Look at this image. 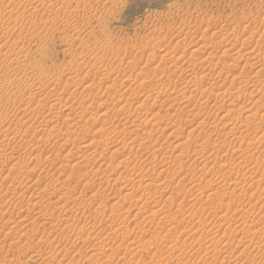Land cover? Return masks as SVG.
I'll list each match as a JSON object with an SVG mask.
<instances>
[{
	"label": "rangeland",
	"instance_id": "1",
	"mask_svg": "<svg viewBox=\"0 0 264 264\" xmlns=\"http://www.w3.org/2000/svg\"><path fill=\"white\" fill-rule=\"evenodd\" d=\"M263 242L264 0H0V264Z\"/></svg>",
	"mask_w": 264,
	"mask_h": 264
},
{
	"label": "bare ground",
	"instance_id": "2",
	"mask_svg": "<svg viewBox=\"0 0 264 264\" xmlns=\"http://www.w3.org/2000/svg\"><path fill=\"white\" fill-rule=\"evenodd\" d=\"M250 38V37H249ZM246 39V38H245ZM236 40V39H235ZM243 42V41H242ZM261 43H262V40H261ZM243 44V43H242ZM246 45V44H245ZM230 46V45H229ZM234 47H235V45H234ZM246 47V46H245ZM255 47V46H254ZM257 48V47H256ZM259 49V48H258ZM204 50V49H203ZM256 50V49H255ZM202 51V50H201ZM258 51V50H257ZM260 51V50H259ZM204 52V51H203ZM250 52V51H249ZM199 53H201L200 52V50L199 51H196L195 52V54H196V56L199 54ZM261 53V52H260ZM193 55H194V52L192 53ZM246 54H247V52H246ZM250 54V53H249ZM243 55V54H242ZM254 55V54H253ZM255 55H257L256 53H255ZM259 56V55H258ZM238 58V57H237ZM252 58H253V56H252ZM260 58V57H259ZM240 59V58H239ZM242 59V58H241ZM245 59V58H244ZM253 61V60H252ZM256 61V60H255ZM254 61V62H255ZM236 63V62H235ZM245 64V63H244ZM251 64V63H250ZM249 67V66H248ZM245 73V72H244ZM242 75V74H241ZM245 78V77H244ZM169 83V82H168ZM165 84H167V83H165ZM177 86V85H176ZM198 86V85H197ZM144 87V86H143ZM151 87V86H150ZM173 88V87H172ZM187 88V87H186ZM185 88V89H186ZM159 90V89H158ZM157 90V91H158ZM164 90V89H163ZM172 90V89H171ZM178 90V89H177ZM176 90V91H177ZM168 91V90H167ZM187 91V90H186ZM151 92V91H150ZM166 92V91H165ZM172 92V91H171ZM223 93V92H222ZM149 96H150V94H148ZM168 95V94H167ZM220 95V94H219ZM223 95V94H222ZM182 96V95H181ZM215 96H216V94H215ZM218 96V95H217ZM173 97V96H172ZM222 97V96H221ZM220 97V98H221ZM231 97V96H230ZM251 97V96H250ZM179 98V97H178ZM225 98V97H224ZM227 98V97H226ZM157 99V98H156ZM155 99V100H156ZM216 99V98H215ZM251 99V98H250ZM179 100V99H178ZM177 100V101H178ZM186 100V99H185ZM185 100H183V101H185ZM191 100V99H190ZM147 101V100H146ZM174 101V100H173ZM186 101H189V100H186ZM235 102H237V101H235ZM185 103H187V102H185ZM232 103H234V102H232ZM143 104V103H142ZM230 105V104H229ZM182 111V110H181ZM197 113V112H196ZM227 113V112H226ZM206 116V115H205ZM250 116V115H249ZM196 117V116H195ZM230 117V116H229ZM248 117V116H247ZM193 119V118H192ZM151 120V119H150ZM232 120V119H231ZM254 120V119H253ZM141 121H143V120H141ZM192 121V120H191ZM245 121H247V119L245 120ZM250 121V120H249ZM133 122V121H132ZM202 124H204V123H202ZM250 124V123H249ZM144 125V124H143ZM148 125V124H147ZM201 125V124H200ZM134 127V126H133ZM136 130V129H135ZM231 130V129H230ZM233 132V131H232ZM232 132H230V133H232ZM140 135V134H139ZM174 136V135H173ZM152 137V136H151ZM139 139V138H138ZM155 140V139H154ZM145 142V141H144ZM143 142V143H144ZM133 144V143H132ZM151 146V145H150ZM163 146V145H162ZM139 147V146H138ZM149 147V146H148ZM146 148V147H145ZM200 148V147H199ZM202 149V148H201ZM200 152V151H199ZM157 155V154H156ZM191 156V155H190ZM164 158V157H163ZM176 158V157H175ZM179 159H180V157H178ZM196 158V157H195ZM202 160H204V159H202ZM178 161V160H177ZM262 161V160H261ZM164 162V161H163ZM166 162V161H165ZM181 165H182V163H181ZM220 166V165H219ZM153 169V168H152ZM180 169H181V167H180ZM164 170V169H163ZM176 170H178V169H176ZM173 171V170H172ZM140 172V171H139ZM142 172V171H141ZM159 172V171H158ZM138 173V172H137ZM172 173V172H171ZM167 175V174H166ZM141 177V176H140ZM174 177V176H173ZM144 180V179H143ZM150 180V179H149ZM180 180V179H179ZM173 183V182H172ZM181 186V185H180ZM145 187V186H144ZM173 188V187H172ZM174 189V188H173ZM178 189V188H177ZM148 190V189H147ZM146 191V190H145ZM176 193V192H175ZM163 194V193H162ZM220 198H222V197H220ZM224 198V197H223ZM222 198V199H223ZM221 201V200H220ZM201 209V208H200ZM226 210V209H225ZM141 213H142V211H140ZM144 212V211H143ZM153 212V211H152ZM162 212V211H161ZM144 214V213H143ZM154 215V214H153ZM156 215V214H155ZM196 217V216H195ZM253 220V219H252ZM258 222V221H257ZM230 223V222H229ZM254 223H256V222H254ZM228 225V224H227ZM230 225H231V223H230ZM254 226V225H253ZM248 227V226H247ZM168 230V229H167ZM226 230V229H225ZM228 230V229H227ZM226 230V231H227ZM207 231H208V229H207ZM223 231H224V229H223ZM226 231H224V232H226ZM169 232V231H168ZM213 232H215V231H213ZM206 233V232H205ZM211 233V232H210ZM229 233V232H228ZM241 233V232H240ZM247 233V232H246ZM200 238V237H199ZM242 238H244V237H242ZM211 241V240H210ZM257 242V241H256ZM264 243V242H263ZM215 244V243H214ZM256 244V243H255ZM258 244V243H257ZM256 246V245H255ZM130 248V247H129ZM244 248V247H243ZM262 248V247H261ZM214 249H216V248H214ZM253 249V248H252ZM258 249V248H257ZM218 250V249H217ZM205 251V250H204ZM262 252V251H261ZM210 255H212V254H210ZM230 255V254H229ZM210 259V258H209ZM224 259V258H223ZM204 261H206L205 259H204Z\"/></svg>",
	"mask_w": 264,
	"mask_h": 264
}]
</instances>
